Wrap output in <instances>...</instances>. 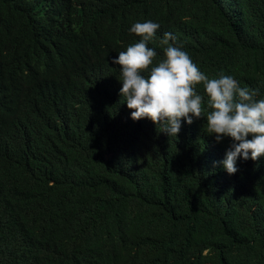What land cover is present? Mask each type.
<instances>
[{
    "label": "trees",
    "instance_id": "1",
    "mask_svg": "<svg viewBox=\"0 0 264 264\" xmlns=\"http://www.w3.org/2000/svg\"><path fill=\"white\" fill-rule=\"evenodd\" d=\"M148 20L152 66L172 33L264 99V0H0V264H264V156L224 170L203 85L178 136L131 118L112 61Z\"/></svg>",
    "mask_w": 264,
    "mask_h": 264
},
{
    "label": "clouds",
    "instance_id": "2",
    "mask_svg": "<svg viewBox=\"0 0 264 264\" xmlns=\"http://www.w3.org/2000/svg\"><path fill=\"white\" fill-rule=\"evenodd\" d=\"M160 28L151 20L133 24L130 31L141 41L119 52L113 63L121 66L120 94L131 110L133 120L149 119L157 128L162 126L169 137L178 136L182 120L191 125L203 118V97L196 86L203 85L211 109L203 130L217 143L226 137L231 145L225 158L218 162L229 175L236 174L240 158L259 161L264 156V99L256 100V92L242 88L232 76L209 78L187 52L170 44L176 37L165 33L160 41L165 59L152 66L157 53L148 47ZM148 72V75L142 73ZM249 136L251 138L249 139Z\"/></svg>",
    "mask_w": 264,
    "mask_h": 264
}]
</instances>
